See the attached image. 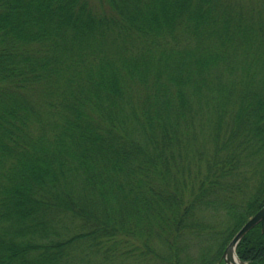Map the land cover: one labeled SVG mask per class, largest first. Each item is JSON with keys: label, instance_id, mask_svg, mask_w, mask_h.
<instances>
[{"label": "trees", "instance_id": "trees-1", "mask_svg": "<svg viewBox=\"0 0 264 264\" xmlns=\"http://www.w3.org/2000/svg\"><path fill=\"white\" fill-rule=\"evenodd\" d=\"M263 205L264 0H0V264H226Z\"/></svg>", "mask_w": 264, "mask_h": 264}, {"label": "water", "instance_id": "water-1", "mask_svg": "<svg viewBox=\"0 0 264 264\" xmlns=\"http://www.w3.org/2000/svg\"><path fill=\"white\" fill-rule=\"evenodd\" d=\"M259 222L264 224V205L248 218L226 246L224 250L226 264H250L238 256L236 248L241 238ZM262 230L264 231V226Z\"/></svg>", "mask_w": 264, "mask_h": 264}, {"label": "bare ground", "instance_id": "bare-ground-1", "mask_svg": "<svg viewBox=\"0 0 264 264\" xmlns=\"http://www.w3.org/2000/svg\"><path fill=\"white\" fill-rule=\"evenodd\" d=\"M260 223V222H259ZM262 223V222H261ZM262 225L264 226V224L262 223ZM263 228V227H262ZM233 238V237H232ZM228 245V244H227ZM223 257H224V253H223ZM225 259V258H224ZM226 262V261H225Z\"/></svg>", "mask_w": 264, "mask_h": 264}]
</instances>
